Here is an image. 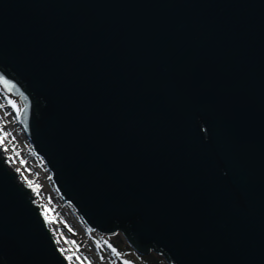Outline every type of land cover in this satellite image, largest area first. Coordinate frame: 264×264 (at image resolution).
Segmentation results:
<instances>
[{
	"label": "water",
	"instance_id": "1",
	"mask_svg": "<svg viewBox=\"0 0 264 264\" xmlns=\"http://www.w3.org/2000/svg\"><path fill=\"white\" fill-rule=\"evenodd\" d=\"M0 83L99 235L264 264V0H0ZM0 264H68L1 150Z\"/></svg>",
	"mask_w": 264,
	"mask_h": 264
},
{
	"label": "rangeland",
	"instance_id": "2",
	"mask_svg": "<svg viewBox=\"0 0 264 264\" xmlns=\"http://www.w3.org/2000/svg\"><path fill=\"white\" fill-rule=\"evenodd\" d=\"M20 110L19 99L8 94L0 84V135L2 136V130L3 137H8L12 146L11 149L8 148L10 155L24 162L23 172L26 179L21 182L35 189L36 198L40 196L39 203L43 205L41 212L47 215L46 219L54 226L56 243H64L63 254L66 258H71V264H167L162 259L139 255L130 248L122 235L110 234L102 237L68 215L64 202L54 195L52 182L43 177L45 170L41 172L35 167L39 158L31 150L30 153L21 151L27 140L18 124ZM28 148L30 149L29 144Z\"/></svg>",
	"mask_w": 264,
	"mask_h": 264
},
{
	"label": "bare ground",
	"instance_id": "3",
	"mask_svg": "<svg viewBox=\"0 0 264 264\" xmlns=\"http://www.w3.org/2000/svg\"><path fill=\"white\" fill-rule=\"evenodd\" d=\"M1 134H2V136L0 135V150H1L2 154L5 156L6 160L8 161L9 165L11 166V168L16 172V174L19 177V179L25 181L26 178H25V175H24V172H23L24 171L23 170V168H24V162L21 159L15 157V156L10 155L11 152L8 151V148L11 149L12 146L8 142L9 141L8 140V137H3L2 130H1ZM21 151L24 152V153H30L29 152L30 149L28 148V144L27 143H26L25 146L22 147V150ZM35 167H37L41 172H44V166H42V163H41L40 160H36ZM42 174H43V177L48 178L50 180L49 174L46 171H45V173H42ZM29 179L31 180V178H29ZM44 181H45V179H44ZM23 183H25V182H23ZM29 188L32 191L33 197L35 199V204H37L39 206V208L42 209V206L43 205H42V203H39V201H40L39 200V197L40 196H38L36 198L37 195H36L35 189H33L32 187H29ZM54 192H55L54 193L55 197L59 201H61L58 193L55 190H54ZM64 206H65V209L68 212V215L71 216L72 219H75V221H77L79 223H83L82 220L79 218L78 214L76 213V211L70 205H68L67 203H64ZM43 215H44V218H45V220L47 222L48 227L50 228V230L52 232L53 241H54V243H55L58 251L63 255V257L66 259L67 263L68 264H71V261H70L71 258L70 257H67L66 258L64 256V254H63L62 247L64 246V243L62 241H60V244L56 243L55 238H54V235H53V231H54L53 228H54V226L51 225V222L49 223L48 219H46L47 218V215H45L44 213H43Z\"/></svg>",
	"mask_w": 264,
	"mask_h": 264
},
{
	"label": "snow or ice",
	"instance_id": "4",
	"mask_svg": "<svg viewBox=\"0 0 264 264\" xmlns=\"http://www.w3.org/2000/svg\"><path fill=\"white\" fill-rule=\"evenodd\" d=\"M14 106V105H13ZM37 187H39V186H37Z\"/></svg>",
	"mask_w": 264,
	"mask_h": 264
}]
</instances>
